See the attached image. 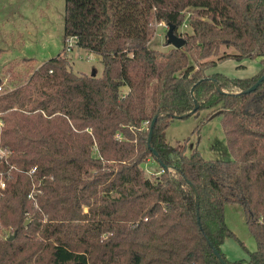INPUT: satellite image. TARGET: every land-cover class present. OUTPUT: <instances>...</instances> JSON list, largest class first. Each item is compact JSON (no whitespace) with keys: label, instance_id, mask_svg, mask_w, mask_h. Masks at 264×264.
<instances>
[{"label":"trees","instance_id":"1","mask_svg":"<svg viewBox=\"0 0 264 264\" xmlns=\"http://www.w3.org/2000/svg\"><path fill=\"white\" fill-rule=\"evenodd\" d=\"M155 23L185 45L151 49ZM64 37L103 75L74 72L64 49L0 93V264H224L215 250L264 264V81L246 92L264 75V0H65ZM245 58L254 76L208 72ZM202 110L222 116L233 159L168 142L173 115ZM151 158L162 173L146 175ZM227 203L256 240L248 258L221 249L237 238Z\"/></svg>","mask_w":264,"mask_h":264},{"label":"rangeland","instance_id":"2","mask_svg":"<svg viewBox=\"0 0 264 264\" xmlns=\"http://www.w3.org/2000/svg\"><path fill=\"white\" fill-rule=\"evenodd\" d=\"M64 15L65 0H0V77L5 90L27 81L35 69L64 49L74 72L96 77L103 75L104 65L99 54L79 47L74 38L71 39L74 44L72 51L67 50ZM167 29L165 24H154L149 43L151 49L166 51L172 46L167 43ZM186 30L191 32L188 24L182 25L180 31ZM223 50L226 49L223 47ZM261 68L260 58L228 59L218 62L208 72L247 78L257 74ZM122 91H129V87L124 85ZM208 114L209 110H202L197 115L173 118L166 132L168 142L185 144L188 155L197 148L208 160L233 159L222 116L217 114L207 119ZM142 168L147 176H155L162 165L158 159L151 158L142 164ZM225 215L229 228L237 238H227L221 245L222 251L231 261L248 258L249 252L256 250L257 243L247 226L243 207L227 203ZM9 233L10 230H4V235Z\"/></svg>","mask_w":264,"mask_h":264},{"label":"water","instance_id":"3","mask_svg":"<svg viewBox=\"0 0 264 264\" xmlns=\"http://www.w3.org/2000/svg\"><path fill=\"white\" fill-rule=\"evenodd\" d=\"M175 30H176V26H175V25H173V24H169V25H168V29H167V42H168V44L174 46L175 48H181V47H183V46L185 45L186 40H185V38H184L183 36L178 35V34L176 33ZM263 81H264V75H262V76L259 78V80H258L253 86H251L246 92L249 93V92H252V91L256 90V89L258 88V86H259ZM215 83H216V87H217V89H218L219 91L223 92V90L221 89V87L219 86V84H218L216 81H215ZM193 92H194V88H192V93H193ZM198 108H199V103L196 102V103H195V109H194V111L197 110ZM194 111H192V113H193ZM192 113H191V114H192ZM217 114H218V113L214 114L212 117H214V116L217 115ZM157 117H158V116H156V117L153 119V121H152V123H151V126H150L149 139H148L149 145H151V141H152V137H153V130H154V126H155V123H156ZM173 117H174V118H184V116H182V115H177V114L173 115ZM212 117H211V118H212ZM211 118H210V119H211ZM159 162H160V164L162 165V162H161L160 159H159ZM197 204H198V198H197ZM15 236H16V233H14L12 236H10V240L14 239ZM210 244H211V243H210ZM215 252H216V254L219 256L220 260H221L224 264H228L227 261L223 258V256H222L217 250H215Z\"/></svg>","mask_w":264,"mask_h":264},{"label":"built area","instance_id":"4","mask_svg":"<svg viewBox=\"0 0 264 264\" xmlns=\"http://www.w3.org/2000/svg\"><path fill=\"white\" fill-rule=\"evenodd\" d=\"M159 24H160V25H164L165 23H164V24H163V23H159ZM165 26L168 27L167 24H165ZM183 26H187V24L184 23ZM66 46H67V50L72 51V48L74 47V44H73V42L71 41V39H68V40H67V44H66ZM0 82H1V79H0ZM4 86H5V84L0 83V93L6 91V90L4 89ZM0 114H1V113H0ZM2 125H3V120L0 118V126H2ZM0 155H1V156H6V155H7V152L1 147V143H0ZM35 170H36V168H33V169L31 170V173H33ZM163 171H164V169L162 168L161 171L159 172V174L162 173ZM0 185H1L2 188H5V187H6V183H5L3 180H1ZM33 194H34V192L32 191V192L30 193V195H29V197L32 198V199H33Z\"/></svg>","mask_w":264,"mask_h":264},{"label":"crops","instance_id":"5","mask_svg":"<svg viewBox=\"0 0 264 264\" xmlns=\"http://www.w3.org/2000/svg\"><path fill=\"white\" fill-rule=\"evenodd\" d=\"M0 79H1V77H0ZM150 160H151V159H150ZM160 171H161V170H160ZM160 171H158V173H156V174H159Z\"/></svg>","mask_w":264,"mask_h":264}]
</instances>
